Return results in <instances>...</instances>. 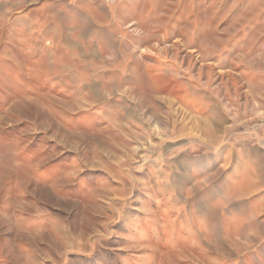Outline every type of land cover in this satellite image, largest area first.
Instances as JSON below:
<instances>
[{
	"label": "rangeland",
	"instance_id": "rangeland-1",
	"mask_svg": "<svg viewBox=\"0 0 264 264\" xmlns=\"http://www.w3.org/2000/svg\"><path fill=\"white\" fill-rule=\"evenodd\" d=\"M0 264H264V0H0Z\"/></svg>",
	"mask_w": 264,
	"mask_h": 264
}]
</instances>
